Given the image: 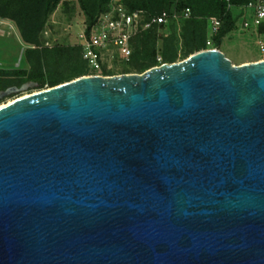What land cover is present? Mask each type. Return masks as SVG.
<instances>
[{
  "label": "water",
  "instance_id": "obj_1",
  "mask_svg": "<svg viewBox=\"0 0 264 264\" xmlns=\"http://www.w3.org/2000/svg\"><path fill=\"white\" fill-rule=\"evenodd\" d=\"M0 264H264V60L206 49L0 108Z\"/></svg>",
  "mask_w": 264,
  "mask_h": 264
},
{
  "label": "trees",
  "instance_id": "obj_2",
  "mask_svg": "<svg viewBox=\"0 0 264 264\" xmlns=\"http://www.w3.org/2000/svg\"><path fill=\"white\" fill-rule=\"evenodd\" d=\"M72 0H0V20H10L15 23L22 41L30 46L27 50L29 69L11 72H0V91L9 88H21L32 84L38 90L55 87L79 77L94 75L90 72L88 63L83 59L82 47L55 46L46 47L43 41L44 32L49 19L61 5L66 10ZM86 18V33L97 23L99 17L109 8L110 0H76ZM254 0H123L129 11L137 9L146 13V20L151 21L163 12L169 14V22L165 25L152 26L138 33L131 40L132 57L129 65L137 73L159 66L176 63L180 57L187 59L194 53L209 49L207 42L212 41L211 49H218L224 38L238 25L240 11H234L246 6ZM190 10V16L183 14ZM216 17L221 21V27L216 34H210L209 18ZM168 29L169 33L160 35L159 30ZM264 28H261L263 31ZM162 40L158 48V41ZM50 51L52 61L44 57L45 51ZM33 55L37 58L33 63ZM161 57V62L158 61ZM48 62L55 71L48 74L45 63ZM84 64H81V63ZM58 64H67L65 71L57 68ZM93 71V70H92ZM48 74V75H46ZM121 74H131L123 72ZM103 76H113L115 73L103 69Z\"/></svg>",
  "mask_w": 264,
  "mask_h": 264
},
{
  "label": "rangeland",
  "instance_id": "obj_3",
  "mask_svg": "<svg viewBox=\"0 0 264 264\" xmlns=\"http://www.w3.org/2000/svg\"><path fill=\"white\" fill-rule=\"evenodd\" d=\"M238 12L239 10L234 11V14L236 15ZM3 22V24H0V72L28 70L30 63L28 61L27 50L30 49V46L22 41L18 28L14 22L10 20H3ZM240 22L241 21H239L237 27L228 34L226 38H224L220 50L236 66L264 60V55L261 54L257 46L255 33L252 30L242 29ZM85 27V15L81 11L77 1L72 0L67 10L60 5L51 15L48 26L45 30L47 34H44L43 41L48 43L51 47L81 45L83 42L82 35ZM168 33V29L159 30V34L162 36ZM161 43L162 40L159 39L158 48L161 47ZM209 48H213L212 45L209 46ZM52 55L53 54L48 50L44 53L45 59L49 62L52 61ZM33 58V63H36L37 58L34 57V55ZM110 59L111 58H109V60ZM180 61H182V57H180L177 62ZM45 64V69L48 74L51 70L55 71L48 62ZM81 64L84 63L82 62ZM66 65L67 64H58L55 69L65 71L64 69H67ZM127 71L131 72V74H142L137 73V71L132 69L131 66L126 63L115 65L112 69V72L115 73V75H120ZM90 72L96 74V72L92 70H90ZM38 91L41 90H38L35 87H30L27 91L4 97L0 100V105H7L17 98Z\"/></svg>",
  "mask_w": 264,
  "mask_h": 264
},
{
  "label": "built area",
  "instance_id": "obj_4",
  "mask_svg": "<svg viewBox=\"0 0 264 264\" xmlns=\"http://www.w3.org/2000/svg\"><path fill=\"white\" fill-rule=\"evenodd\" d=\"M241 15L240 25L244 30H252L257 39V46L264 55V0H254L239 8ZM190 10L187 9L183 16L188 18ZM169 14L163 12L160 16L154 17L151 21L146 20V13L137 9L129 11L123 0H110L108 10L103 13L97 23L87 34L84 30L82 38L83 59L88 63L94 75L103 76V69L112 71L115 65L121 63L129 64L132 57L131 40L141 31L149 29L152 24L163 25L169 22ZM1 20L0 24H3ZM210 34H216L221 21L216 17L209 18ZM86 29V27H85ZM46 35L47 32L45 31ZM46 47L51 48L48 43ZM208 46L212 45L209 39ZM211 49V48H209ZM109 58H111L109 60ZM161 62V57H158Z\"/></svg>",
  "mask_w": 264,
  "mask_h": 264
},
{
  "label": "bare ground",
  "instance_id": "obj_5",
  "mask_svg": "<svg viewBox=\"0 0 264 264\" xmlns=\"http://www.w3.org/2000/svg\"><path fill=\"white\" fill-rule=\"evenodd\" d=\"M6 104H4V105H0V108H2V107H4Z\"/></svg>",
  "mask_w": 264,
  "mask_h": 264
}]
</instances>
